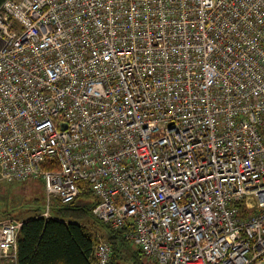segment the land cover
Listing matches in <instances>:
<instances>
[{
	"label": "built area",
	"instance_id": "built-area-1",
	"mask_svg": "<svg viewBox=\"0 0 264 264\" xmlns=\"http://www.w3.org/2000/svg\"><path fill=\"white\" fill-rule=\"evenodd\" d=\"M0 178L41 179L45 217L88 181L159 264H264V0H5Z\"/></svg>",
	"mask_w": 264,
	"mask_h": 264
},
{
	"label": "trees",
	"instance_id": "trees-1",
	"mask_svg": "<svg viewBox=\"0 0 264 264\" xmlns=\"http://www.w3.org/2000/svg\"><path fill=\"white\" fill-rule=\"evenodd\" d=\"M4 2L0 0V7ZM32 180L40 181L44 188L41 179ZM79 187L80 192L73 201H51L49 217L40 215L46 208L45 192L43 200L35 198V204L21 206L34 213L24 218L19 233V264H97L94 250L100 237L111 244L109 264H159L127 237L132 224L113 230L98 220L93 207L99 198L88 181L80 180ZM16 209L0 202V215L20 218Z\"/></svg>",
	"mask_w": 264,
	"mask_h": 264
},
{
	"label": "rangeland",
	"instance_id": "rangeland-1",
	"mask_svg": "<svg viewBox=\"0 0 264 264\" xmlns=\"http://www.w3.org/2000/svg\"><path fill=\"white\" fill-rule=\"evenodd\" d=\"M43 195L44 188L40 181H8L0 178V202L18 207L16 211L21 214L20 218H25L34 213L26 207H24L25 209L22 208L24 204L33 205L35 204L33 199L41 198L43 200Z\"/></svg>",
	"mask_w": 264,
	"mask_h": 264
}]
</instances>
